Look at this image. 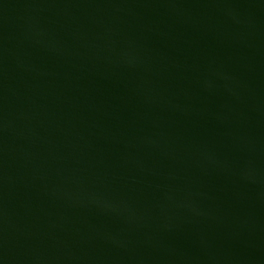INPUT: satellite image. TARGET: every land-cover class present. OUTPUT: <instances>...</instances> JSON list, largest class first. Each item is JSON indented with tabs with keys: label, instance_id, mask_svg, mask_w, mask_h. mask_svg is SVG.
<instances>
[{
	"label": "water",
	"instance_id": "95a60500",
	"mask_svg": "<svg viewBox=\"0 0 264 264\" xmlns=\"http://www.w3.org/2000/svg\"><path fill=\"white\" fill-rule=\"evenodd\" d=\"M0 264H264V0H0Z\"/></svg>",
	"mask_w": 264,
	"mask_h": 264
}]
</instances>
